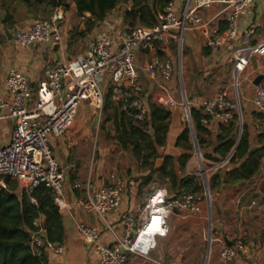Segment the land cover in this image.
<instances>
[{"label": "built area", "instance_id": "built-area-1", "mask_svg": "<svg viewBox=\"0 0 264 264\" xmlns=\"http://www.w3.org/2000/svg\"><path fill=\"white\" fill-rule=\"evenodd\" d=\"M157 1L156 24L152 27L129 26L124 19L121 21L117 18L120 7L102 22L94 24L90 31L96 29L97 35L86 40L78 54L60 63L44 66L42 81L35 94H32L30 79L25 71L15 67L8 69L5 86L10 101L0 102V110L7 111L6 117L14 120L15 126L8 144L0 148L1 189H6V180L17 181L24 175L27 182L22 194L27 195L31 204L36 205L34 191L43 187L49 191L59 211L68 209L69 204L64 196L66 172L53 156L52 141L64 137L73 128L82 106L96 114L98 119L103 111L106 88L111 90L112 98H119L123 111L128 112L130 117L137 122L145 121L149 107L140 82L142 77L160 83L155 105L170 111L182 107L187 125L191 124L190 109L193 108L210 117L208 122H203L204 126L211 124L218 128L236 115L241 127L239 103H228V95L224 91L211 102L190 104L186 101L182 85L178 90L175 88L178 73L169 59L168 48L172 44L182 48L186 34L202 36L203 46L211 56L218 60L225 58V62L231 66L234 90L237 92L238 77L252 65L251 58L254 57L255 61L264 58V38L255 41L256 27L252 24L240 26L249 15L254 0ZM214 4L219 5V10L211 17H204L203 13ZM79 18L83 24L89 15ZM64 20V8H55L48 20H36L29 27L15 29L12 41L21 49L44 45L54 51L53 46L58 45V51L64 52L68 43L63 30ZM221 25L224 26L223 31H220ZM158 52L165 57L157 56ZM261 69L264 71V62ZM126 83L129 84L128 89L125 88ZM252 105L254 112L264 117V80L253 86ZM236 110L237 114L234 113ZM192 148L191 155L200 158L198 146V151ZM233 153L232 150L212 163L205 172L199 161L201 181L205 175L210 178L228 168ZM184 174L194 176L185 168ZM127 183V180H115L109 186L94 188L91 180H88L85 197L75 201L86 213L94 215L103 230L113 238L111 245L104 246L98 241L100 229L82 224L76 226L77 232L93 251L97 264H126L128 255L152 264H165L154 260L152 252L156 250V240L168 234V216L176 212L180 219L206 221L203 239L209 251L214 245L220 247L221 264L237 261L248 248L246 237L231 240L213 230L211 216L208 212L203 217L196 194L182 192L169 200L171 193L165 185L156 187L144 206L136 205L121 214L115 226H112L107 221L108 215L119 209L126 195L133 198L131 190H134L131 187L128 191ZM252 206H255L254 202ZM34 225L37 229L30 234V247L33 250L41 249L46 254L62 255L64 246L47 241L39 221ZM227 242L230 246H227ZM120 249H124L125 253L121 254Z\"/></svg>", "mask_w": 264, "mask_h": 264}, {"label": "crops", "instance_id": "crops-1", "mask_svg": "<svg viewBox=\"0 0 264 264\" xmlns=\"http://www.w3.org/2000/svg\"><path fill=\"white\" fill-rule=\"evenodd\" d=\"M127 3L130 4L129 1H127ZM20 7H22V10H20ZM71 8L74 9V14L69 17L68 14ZM52 10V8L44 5L30 8L25 7L23 4L20 6L18 0H0V102L8 103L10 101V96L5 86V77L8 69L15 67L25 71L30 79L32 94H35L39 83L42 81V70L45 65L57 64L78 54L82 50V47H84L83 43L89 38L97 35L96 29L91 32V29L87 27L89 32L87 30L85 35L78 40V53L74 55H72L70 51L66 52V54H64L63 51H51L44 45L36 46L31 49H21L14 45L12 36L15 29L29 27V25L36 20H48ZM218 10L219 5L214 4L209 11L203 13V16L206 18L211 17ZM64 13L65 20L63 30L67 40H69L70 32H73L76 26L80 27L82 23L79 21L80 18L76 13L73 3L68 2L66 4ZM250 24L256 27L255 41L264 38V0H254L249 15L242 20L240 26L245 27ZM84 29L86 31V28ZM185 42L188 49L197 48L203 45V37L189 33L185 35ZM192 51L194 50L192 49ZM157 56L159 55L157 54ZM219 60H222V58ZM263 62L264 58H259L256 60L255 66L252 64L246 69L243 74L244 85L241 90L242 92L249 88V84L253 87L258 76L264 77V71L261 69ZM143 79L145 78L142 77L141 80ZM145 96H147V94H145ZM242 97L244 99L243 118L250 135L251 147L253 149H260L264 146V137H261L264 136V118L254 116V114H258L255 113L253 109V95L251 98L248 94L244 96L243 93ZM83 108L85 109V106ZM6 115L7 111L1 109L0 148L8 144L11 132L15 126L14 120L7 118ZM183 125L184 124H182L180 129H176L178 128L177 123L173 124V121L170 122L169 142L165 148V153L175 156L176 158L183 154L184 151L181 149H174L171 142L177 138ZM73 127V130H71V132L69 131L64 137L52 141L53 156L57 160L60 168L69 174L71 173V176L69 180L66 179V188L64 189V196L69 207L64 211L58 210L62 217L63 224L64 235L62 245L64 246V253L59 256L47 254L48 264H97L93 251L89 249L86 241L77 232L76 226L78 224L100 229L101 235L98 241L101 245L108 246L113 242L111 234L103 230L97 218L92 214L86 213L75 204V201L85 197L86 184L88 183L85 172L87 169L86 155L89 150L85 143H80L81 140H78L74 144L75 135L81 130V124H79L77 116ZM205 128L207 133L201 132V137L205 139L203 147L205 152H207L211 149V146L207 147L206 139L208 138L211 143L219 130L211 124L205 126ZM206 147L208 149H206ZM56 151H58V153ZM106 153L107 152H104L103 154L106 156ZM128 171L130 176L132 174L134 176L136 175L135 168L128 169ZM129 173H123V180H129L127 176ZM103 181L102 176L96 173V175L93 176L92 187L96 188L97 186L103 185ZM8 182L9 188H11L17 196H21L24 191L23 186L27 182V179L22 175L19 180H8ZM217 193L219 196L216 206L214 207L215 223L222 226V232H217L219 233L218 235H222L231 240L243 237L248 239V248L244 254H242L237 261L227 264H264V156L259 161L258 172L251 179L242 181L233 187L221 189L216 192V194ZM249 196H251V199L247 205V216L244 217L242 203ZM253 202L255 206H252ZM136 205L138 204L134 202V199H130V197L126 195L119 209L108 215V223L115 226L116 219ZM167 220L169 225L179 228L172 238L164 237L166 239L164 243L161 240L164 238L159 239L160 241H158L156 250L152 252L153 259L165 264H201L200 256L206 252L205 245L203 247L204 240L202 238L205 225L203 220L180 219L177 212L170 214ZM212 250L211 254H215L214 258H212L213 264H221L219 261L220 247L214 245ZM164 254H167V256L163 258ZM174 254L181 255L176 256ZM126 264L152 263L145 259L128 255Z\"/></svg>", "mask_w": 264, "mask_h": 264}, {"label": "trees", "instance_id": "trees-1", "mask_svg": "<svg viewBox=\"0 0 264 264\" xmlns=\"http://www.w3.org/2000/svg\"><path fill=\"white\" fill-rule=\"evenodd\" d=\"M25 7L47 6L52 9L66 7L68 2L74 4L78 17L89 15L83 23L84 28L102 22L108 14L119 7L122 2L129 1L131 7L123 14L125 23L134 27L136 25L152 27L156 24L155 14L158 8L157 0H18ZM224 26H220L223 31ZM86 31L79 33V28L70 32L69 48L85 35ZM68 44V43H67ZM208 50H204V55ZM159 57H164L158 52ZM149 115L143 122H137L114 106L111 90L104 97L103 112L107 115L106 122H112L118 141L125 150H129L134 161L136 175L127 176L128 189L132 187L136 194L151 184H169L171 196L186 194H201L203 191L199 177L184 175L178 177V169L184 170L192 153L191 137L194 136L197 146L205 160L217 162L233 150V158L222 172L211 176L207 181L210 193L218 192L227 187H233L242 181L251 179L259 170V161L264 156V146L253 149L250 135L245 123L239 126L238 117L224 122L218 126V134L211 142V151L205 152L203 144L205 139L201 132L207 133L203 122L210 117L193 108L190 109L192 130L187 124L183 125L181 132L171 144L174 149L184 151L178 158L165 153L168 145V135L172 113L168 109L153 103L148 104ZM113 110L110 116L108 113ZM264 118L262 115H255ZM124 137V138H123ZM264 137V136H261ZM124 139L126 142H124ZM6 189L0 188V264H48L47 254L43 250H33L30 247V234L36 231L34 223L39 221L44 230L46 240L62 244L63 224L62 217L54 206L51 195L43 187L36 189L33 197L36 205L29 202L27 195L17 196L5 181ZM158 187V185H157ZM264 233V232H263Z\"/></svg>", "mask_w": 264, "mask_h": 264}, {"label": "rangeland", "instance_id": "rangeland-1", "mask_svg": "<svg viewBox=\"0 0 264 264\" xmlns=\"http://www.w3.org/2000/svg\"><path fill=\"white\" fill-rule=\"evenodd\" d=\"M19 5L22 6V3L19 2ZM119 14L118 19L123 20V13L128 8L131 7L130 4L127 3V1L122 2L119 5ZM65 9V8H64ZM20 10H22V7H20ZM74 14V9L71 8L69 10V17ZM79 28L76 26L74 30ZM91 29V28H90ZM73 30V32H74ZM88 28H86L87 32ZM85 31V29H84ZM89 32V30H88ZM69 38V37H68ZM78 39L77 41L72 45L71 48H69V40L68 44L66 45V48L64 50V54L66 52L70 51L72 52V55L78 53ZM192 49L194 51H192ZM188 49L186 42L184 41L182 48L175 47V44H172L168 48V55L170 56V60L174 63V66L176 67L177 73H178V80L175 83L176 90L179 89L180 84L183 87L186 101L190 104H199L200 102H211L215 100L221 92H226L228 95V98H226V101L230 104H235L238 102L239 107L242 111L241 118H242V124L244 121V114H243V103L244 99L242 97L243 93L244 96L247 94L249 96L253 95V87L249 84V88H247L246 91L242 90V87L244 85L243 83V74L238 77L237 80V92L234 90V80H233V74H232V68L228 64V62H225V59L222 58V60L215 59L208 51L207 55H204V48L203 45L198 46L197 48ZM207 51V50H206ZM214 59V60H213ZM221 59V58H220ZM142 88L144 90V93L147 94V104L149 103H155L157 102V95L160 93V83L158 82H150L147 79H143L140 81ZM248 86V84H247ZM108 88L105 89V94L107 93ZM107 90V91H106ZM237 96V99H236ZM177 97V93H176ZM114 106H118L120 111H123L122 105L123 103L119 101L118 97L112 98ZM84 106L80 107L77 112V119L79 121V124H81V130L77 132L74 139V144L78 140H81L80 143H85L89 152L87 153L86 157V177L87 180H91V184H93V176L96 175V173H99L103 178V185L109 186L114 183L115 180H123V173L129 172L128 169L135 168L133 157L129 150H125L121 143L118 141L117 134L115 133V130L113 128L112 122H106L107 115L102 113L100 116H98V119H96V114L92 113V111L88 109H84ZM191 108V105L189 106ZM172 117L171 122L173 121V124L177 123L178 128L182 126V124H187V121L185 119V113L184 109L182 107H178V109L171 111ZM237 114V110L234 112ZM110 116L113 114V110H110L108 113ZM239 122V121H238ZM74 128V127H73ZM73 128L71 130H73ZM70 130V132H71ZM174 133V129H173ZM207 141V147L211 146V143L209 139H206ZM126 142V141H125ZM79 144V143H78ZM84 144V145H85ZM206 147V149H208ZM211 149L207 151L209 154ZM58 153V151H56ZM106 153V156L103 154ZM54 155V154H53ZM201 161V167L202 171H206L210 165L214 162L205 160L202 157L197 158V156L190 157L189 161L187 162L185 169H188V171L191 174H194L195 177L200 178V163ZM101 163V165H100ZM122 167V168H121ZM99 168V169H98ZM128 168V169H126ZM179 170V177H183L184 170ZM126 171V172H125ZM66 172V171H65ZM71 176V173L69 174L66 172V179L69 180ZM208 177L205 175L206 183L208 181ZM87 183V182H86ZM87 185V184H86ZM160 185H165L169 192H171V187L169 184H151L148 186H145L141 189L140 194H136L134 191L131 190V196L134 199V202L137 203L139 206H144L146 203L147 197L151 194V192ZM203 187V184H202ZM66 188V185L64 186V189ZM127 190L129 191L128 187ZM215 193H210V198L213 199L215 196ZM196 196L200 200V205L203 211V217L207 216L208 212L211 216L213 225L217 224L215 223V213H214V207L216 206V203H212L209 210L207 208V199L204 195V187L201 194H196ZM217 202V201H216ZM175 212V211H174ZM204 225V232L207 229L206 221L203 220ZM168 234L167 238H172L175 236L176 231L179 227L171 226L168 223ZM220 225V224H217ZM204 232L202 234V238L204 237ZM158 238L156 240V248L158 246V241H160ZM162 242H165V238L161 239ZM204 240V239H203ZM205 245V254H201V264H213L212 258H214L215 254L212 253V247L210 248V254L207 243L204 241L203 247ZM208 254V258L206 256ZM176 256H179L181 254H174ZM184 255V254H183ZM167 256V254L163 255ZM203 256V259H202Z\"/></svg>", "mask_w": 264, "mask_h": 264}, {"label": "water", "instance_id": "water-1", "mask_svg": "<svg viewBox=\"0 0 264 264\" xmlns=\"http://www.w3.org/2000/svg\"><path fill=\"white\" fill-rule=\"evenodd\" d=\"M83 31H84V25L81 24L80 27H79V33L81 34ZM53 50H54V51H58V45H54V46H53ZM251 64H253V66H255V64H256V61H255V58H254V57L251 58ZM263 80H264V77H263V76H258V77L256 78L255 82H254V86L257 85L260 81H263ZM125 88H126V89L129 88V84H128V83L125 84ZM240 118H241V117H240ZM240 118H239V120L242 121V119H240ZM188 127H189L190 130H192V126H191L190 123L188 124ZM123 138H124V137H123ZM191 139H192V146L198 151L197 143H196V140H195V138H194L193 135H192ZM125 141H126V140L124 139V142H125ZM202 182H203V187H204V191H205V194H206L207 206H208V208H210V206H211L212 203H216L219 194H218V193L215 194L214 198L211 199V198H210V195H209V190H208V188H207V186H206L205 178H202ZM172 199H174V196H171V197L169 198V200H172ZM250 199H251V196L247 197V198L244 200V202L242 203V211H243L244 217L247 216V212H246V211H247V205H248ZM56 210H58V209L56 208ZM213 230H214L215 232H219V233H221V232H222V226L215 224V225H213ZM227 246H230V243H229V242H227ZM120 252H121V254H124V253H125V250H124V249H120ZM206 256H207V258H208V254H206ZM205 264H206V261H205Z\"/></svg>", "mask_w": 264, "mask_h": 264}]
</instances>
